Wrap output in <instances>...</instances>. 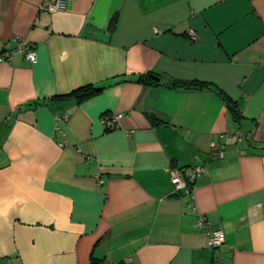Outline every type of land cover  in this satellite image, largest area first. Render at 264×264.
<instances>
[{
	"label": "crops",
	"instance_id": "1",
	"mask_svg": "<svg viewBox=\"0 0 264 264\" xmlns=\"http://www.w3.org/2000/svg\"><path fill=\"white\" fill-rule=\"evenodd\" d=\"M51 1L0 0V264H264V0Z\"/></svg>",
	"mask_w": 264,
	"mask_h": 264
},
{
	"label": "built area",
	"instance_id": "2",
	"mask_svg": "<svg viewBox=\"0 0 264 264\" xmlns=\"http://www.w3.org/2000/svg\"><path fill=\"white\" fill-rule=\"evenodd\" d=\"M67 9L66 0H53L49 3H45L42 6V10L45 13H50L53 11H64ZM15 42V47L11 50L6 51L3 55L0 56L1 60H10L14 55L18 53H22L25 59L30 63H35L37 61V54L35 47L32 43L25 40L23 37L15 36L13 37ZM62 117L66 118V115H62ZM122 117L121 114L116 115L114 117H104L102 119V123L111 128L114 123L118 122ZM59 118V117H58ZM57 133H61V130L57 128ZM227 134H222L221 137H225ZM236 137L238 141H241L243 135L240 132H236ZM60 145H65V140L62 137L60 140ZM214 154H218L219 156H223L224 152L222 146L214 145ZM204 172V168L202 165H197L193 168L188 169L187 171H181L178 169H174L171 171V181L175 187L176 191L186 192L188 195H192V185L194 184L196 178L200 176ZM193 203L191 204V206ZM196 227L201 228L208 236L209 245L212 249H218L225 243V234L221 229H211L210 224L203 218L200 217L196 221ZM126 264H136L133 263L130 259L126 261Z\"/></svg>",
	"mask_w": 264,
	"mask_h": 264
},
{
	"label": "trees",
	"instance_id": "3",
	"mask_svg": "<svg viewBox=\"0 0 264 264\" xmlns=\"http://www.w3.org/2000/svg\"><path fill=\"white\" fill-rule=\"evenodd\" d=\"M116 25V18L113 19V22L110 26L111 31L115 28ZM171 84L176 87L185 88V89H202L204 87H210V85L198 82V81H172ZM99 89L93 88V87H82L78 90L74 91L73 93L67 94L65 96H62L63 98H69L74 97L78 100H83L89 96H92L94 93H97ZM223 98L229 108V111L231 112L234 119L239 120L241 117L240 111L237 107V104L234 103L231 99L223 95ZM92 264H95L92 263Z\"/></svg>",
	"mask_w": 264,
	"mask_h": 264
}]
</instances>
